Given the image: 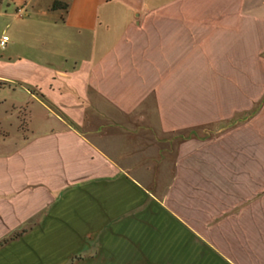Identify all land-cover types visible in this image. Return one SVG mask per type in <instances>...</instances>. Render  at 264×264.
Instances as JSON below:
<instances>
[{
  "label": "crops",
  "instance_id": "1",
  "mask_svg": "<svg viewBox=\"0 0 264 264\" xmlns=\"http://www.w3.org/2000/svg\"><path fill=\"white\" fill-rule=\"evenodd\" d=\"M59 1L0 0L5 27L20 20L37 44L0 47V264H264V184L246 191V163L178 147L158 193L123 166L144 163L130 150L102 147L130 144L82 131L101 129L90 109L131 133L149 118L160 134L201 125L206 70L223 90L264 67V0ZM180 168L198 178L186 206L171 189Z\"/></svg>",
  "mask_w": 264,
  "mask_h": 264
},
{
  "label": "rangeland",
  "instance_id": "2",
  "mask_svg": "<svg viewBox=\"0 0 264 264\" xmlns=\"http://www.w3.org/2000/svg\"><path fill=\"white\" fill-rule=\"evenodd\" d=\"M10 15L9 18L0 17V32L5 29L6 35L16 37L17 40L14 43L16 51L36 55L37 51H34L37 47L36 40L30 35L28 40L22 38V31H19L17 22L20 20L15 19L14 23L5 27V22L10 21ZM189 73L193 74L194 72ZM214 76L223 79V74H217L216 71L211 70L205 71L204 101L206 102L202 105L203 121L201 125L160 134L156 123L149 118L151 123H146L144 130L142 127L137 129L140 122L129 121L126 127L133 129L131 133L115 127L104 115L90 109V112H87L89 124L101 126V129L87 130V128H83L82 131L86 132L95 142L130 144L129 148H123L121 145V147L110 145L102 147L109 152L113 149L118 151L128 149L132 160L143 161L145 164L122 165L131 166L132 172L140 178L141 183L155 192H163L170 184L177 148H181L183 152V150H190L194 144L202 145L200 159L246 163L248 165L246 191L249 192L254 185L250 180H254L255 176L262 178L264 184V67L254 68L252 74H227L233 85L229 89L210 87ZM192 105L194 104L187 103L188 107ZM130 123L134 125L130 126ZM17 124L18 119L14 115L10 116L4 120V129H1L3 130L1 133L4 134L7 130L10 135L9 140L15 139L18 135ZM113 127L117 129H112ZM180 171L181 173L183 171L184 174L179 177V181H176L171 189L175 191L174 196L180 205L186 206L190 201L191 192V185L186 182L192 178L195 180L198 178L191 177L188 168H180ZM161 177L164 179L163 181ZM199 193L194 190L195 195H200ZM262 193L264 194V186Z\"/></svg>",
  "mask_w": 264,
  "mask_h": 264
},
{
  "label": "trees",
  "instance_id": "3",
  "mask_svg": "<svg viewBox=\"0 0 264 264\" xmlns=\"http://www.w3.org/2000/svg\"><path fill=\"white\" fill-rule=\"evenodd\" d=\"M65 8L66 7V3L65 2H62V1H59V0H52L51 2V8Z\"/></svg>",
  "mask_w": 264,
  "mask_h": 264
},
{
  "label": "built area",
  "instance_id": "4",
  "mask_svg": "<svg viewBox=\"0 0 264 264\" xmlns=\"http://www.w3.org/2000/svg\"><path fill=\"white\" fill-rule=\"evenodd\" d=\"M7 35H5V34H2L1 36H0V47H3L4 46V44L6 43V41H7Z\"/></svg>",
  "mask_w": 264,
  "mask_h": 264
}]
</instances>
